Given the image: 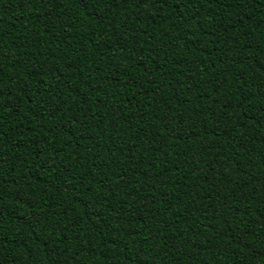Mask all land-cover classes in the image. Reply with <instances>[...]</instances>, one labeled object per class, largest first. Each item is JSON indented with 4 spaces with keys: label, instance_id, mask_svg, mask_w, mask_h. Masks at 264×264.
Masks as SVG:
<instances>
[{
    "label": "trees",
    "instance_id": "16d2710c",
    "mask_svg": "<svg viewBox=\"0 0 264 264\" xmlns=\"http://www.w3.org/2000/svg\"><path fill=\"white\" fill-rule=\"evenodd\" d=\"M0 264H264V0H0Z\"/></svg>",
    "mask_w": 264,
    "mask_h": 264
}]
</instances>
